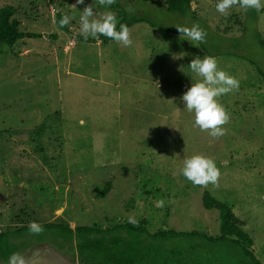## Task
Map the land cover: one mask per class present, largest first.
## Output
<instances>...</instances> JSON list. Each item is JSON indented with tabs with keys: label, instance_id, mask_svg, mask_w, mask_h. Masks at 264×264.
Returning a JSON list of instances; mask_svg holds the SVG:
<instances>
[{
	"label": "rangeland",
	"instance_id": "374dc122",
	"mask_svg": "<svg viewBox=\"0 0 264 264\" xmlns=\"http://www.w3.org/2000/svg\"><path fill=\"white\" fill-rule=\"evenodd\" d=\"M217 2L191 0V9L178 13L166 9V0H116L111 6L0 0V6H13L19 29L39 34L0 44V224L105 227L131 217L144 219L150 232L214 234L217 209L201 203L207 190L230 205L264 264V47L255 36L264 39V8L237 5L221 14ZM88 5L97 17L106 11L117 20L142 16L129 25L132 45L80 38ZM56 12L70 18L65 28ZM194 23L207 33L204 42L188 41L175 27ZM204 55L239 80V90L218 97L230 115L218 138L195 125L182 100L201 79L189 63ZM196 154L215 161L218 186H196L183 176L184 160ZM105 180L110 188L96 196ZM39 235L40 241L26 233L16 237L14 252L26 264H86L74 239L44 230ZM159 242L168 256L188 239ZM201 242L197 264L249 263L234 243L218 244L214 252L211 242ZM186 253L178 257L181 264L189 263Z\"/></svg>",
	"mask_w": 264,
	"mask_h": 264
},
{
	"label": "trees",
	"instance_id": "16d2710c",
	"mask_svg": "<svg viewBox=\"0 0 264 264\" xmlns=\"http://www.w3.org/2000/svg\"><path fill=\"white\" fill-rule=\"evenodd\" d=\"M190 1L166 0V9L183 13L187 9H191ZM13 11V6L10 4L0 6V44L6 43L11 45L16 39L24 35H39L38 33L19 29L17 20L12 17ZM56 13L55 19L59 22L61 14ZM142 19L143 17L139 15H132L127 19L120 17L117 23V30H119L120 23H125L129 26L131 23ZM62 28H65V26ZM255 36L259 44L264 47V39L258 33ZM79 37L84 39L83 35ZM88 39L93 38L88 37ZM97 39L106 40L110 38L99 36ZM262 78L264 80V73H262ZM109 188L110 181L105 180L95 195L103 196ZM201 203L206 208L217 209V233L213 234L195 229L184 231L172 228H159L150 232L146 229L145 221L142 218L136 220L138 221L137 225H133L129 220H126L105 227H100L95 223L70 226L66 222L54 221H46L38 224L43 226L44 232L50 231L51 234L67 241L74 239L75 247L82 250V259L86 264H181V258L178 257H181L180 253L182 251H186L189 254L186 253L185 255V259L189 257L188 264H193V261L196 262L195 260H197L193 258L199 257L197 250L202 244L201 240L211 242V250L218 244L234 243L236 249L247 256L249 259L248 264H263L253 254L251 250L252 238L242 229V222L232 211L228 203L216 198L207 190L201 192ZM29 225L30 223H25L0 230V260H6L15 251L14 249L19 244L16 237L24 233L33 236L36 241L42 240L41 235L30 232ZM110 231H117V233L106 234ZM166 237L187 238L188 243L185 247H173L170 252L172 254H178L174 256L170 254L168 255L170 257H168L165 255L159 242V240ZM110 243H115V247L109 248ZM99 246L103 247L98 248ZM215 251H217L216 248ZM170 258L171 261H169Z\"/></svg>",
	"mask_w": 264,
	"mask_h": 264
},
{
	"label": "clouds",
	"instance_id": "9594fccd",
	"mask_svg": "<svg viewBox=\"0 0 264 264\" xmlns=\"http://www.w3.org/2000/svg\"><path fill=\"white\" fill-rule=\"evenodd\" d=\"M116 0H99L100 5L111 6ZM84 4V0H76V4ZM239 6L247 11L255 9L260 11L264 8L262 0H218L216 10L221 14H227L228 10L233 6ZM133 11L131 6L127 9ZM70 18L63 16L59 24L61 27L68 25ZM117 16L106 11L99 17L93 11L91 5L85 6L80 16L81 34L87 40L89 35L93 38L106 36L118 43H122L125 47L131 46V30L125 23L119 24L117 30ZM177 31L186 36L188 41L204 42L207 33L200 27L198 23H194L191 27L175 26ZM191 71L201 79L192 83L187 91L182 95V100L189 112H194L195 125L202 131H209V134L218 138L225 135L226 129L223 125L230 120V115L225 107L219 103L218 97L227 94L233 90H239V80L228 72L219 69L217 59L210 55L203 57L195 56L189 63ZM183 176L196 186L207 187L209 183L218 186L220 170L216 167L215 161L202 154H196L184 160L181 169ZM163 200L158 201V206L162 207ZM129 222L137 225L138 221L129 218ZM29 230L33 234L43 232V226L31 222ZM8 264H26L23 254L14 252L10 255Z\"/></svg>",
	"mask_w": 264,
	"mask_h": 264
},
{
	"label": "crops",
	"instance_id": "0c3cea01",
	"mask_svg": "<svg viewBox=\"0 0 264 264\" xmlns=\"http://www.w3.org/2000/svg\"><path fill=\"white\" fill-rule=\"evenodd\" d=\"M28 223H29V222H28ZM16 225H17V224L15 223L14 226H16ZM6 226H7L6 224H0V230H2V229H6V228H7ZM9 257H10V256H9ZM9 257H8L6 260H0V261H1V262H2V261H4V262H5V261H8V260H9Z\"/></svg>",
	"mask_w": 264,
	"mask_h": 264
}]
</instances>
